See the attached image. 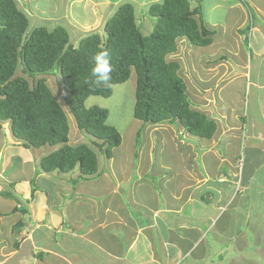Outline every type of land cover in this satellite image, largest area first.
Wrapping results in <instances>:
<instances>
[{
  "label": "crops",
  "instance_id": "crops-1",
  "mask_svg": "<svg viewBox=\"0 0 264 264\" xmlns=\"http://www.w3.org/2000/svg\"><path fill=\"white\" fill-rule=\"evenodd\" d=\"M32 1L27 2L29 6ZM75 1L82 7V18L72 11ZM118 1L62 0L60 6L64 9L59 14L53 6L40 10L45 20L59 19L54 25L63 22L75 28L76 38L80 32H97L93 30L95 24L97 28L104 27V19ZM151 2L154 0H146L145 4ZM246 6L241 0L228 3L230 9L240 10L235 25L238 32L242 30L239 33L242 37L246 35L250 53L243 49L237 35V43L232 45L240 51L242 62L227 64L216 57L211 61L218 63L219 73L222 71L216 77L211 76L215 83L213 90L221 91L228 86L233 91L247 88L250 97L240 106L245 112L238 109L233 120L221 122L219 117H226L223 111L229 106L225 105L227 102L224 104L215 91L206 94L214 103L207 112L196 105L206 104L195 94L197 102L190 99L191 105L216 122L211 138L193 136L182 126L172 124L181 135L175 136L178 139L170 138L176 157L154 154L150 146L145 154H134L135 178L130 179V170L123 166L115 183L99 178L104 173L101 170L89 178H81L76 169L68 173L46 172L62 174L77 183L73 195L57 186L54 200L48 198L47 188L33 185L29 178L22 184L16 181L18 186L11 187L14 182L5 177L3 169L0 171V264H208L213 256L225 257L223 264H243L248 249L264 260V212L253 206L264 198V0H251V7ZM79 26L86 27V31ZM189 95L193 97L191 92ZM9 133L8 127L0 134V162L6 148L2 139L22 146ZM164 138L157 137L155 141L164 147ZM151 144L148 140L144 143ZM242 144L246 145L239 173L235 164L239 156L243 157L239 152ZM219 146H229V152H218ZM112 159L109 158L110 163ZM225 168L227 171H223ZM78 178L91 180L89 187L80 189ZM199 205L202 208L196 209ZM249 222L252 225L248 227ZM246 264L255 261L251 259Z\"/></svg>",
  "mask_w": 264,
  "mask_h": 264
},
{
  "label": "trees",
  "instance_id": "trees-1",
  "mask_svg": "<svg viewBox=\"0 0 264 264\" xmlns=\"http://www.w3.org/2000/svg\"><path fill=\"white\" fill-rule=\"evenodd\" d=\"M190 2H151L146 13L154 19L155 28L144 35L134 4L128 0L106 18L103 35L80 32L71 39L62 25L29 28L25 5L20 8L19 0H0V134L2 122L7 121L24 148L50 146L52 151L39 162L44 172L76 169L81 178L93 177L100 171L99 164L94 147L86 142L103 147L110 158L122 138L106 122L107 109L95 105L86 109L85 98L110 96L111 86L125 82L134 71V118L180 125L193 136L211 138L215 120L191 105L180 61L168 58L176 52L180 38L195 48L213 42L214 30L205 25L199 4ZM105 48L113 66L110 86L97 85L90 78L93 57ZM48 74H55L61 98L86 142H69L68 114L48 86ZM139 136L137 132V145Z\"/></svg>",
  "mask_w": 264,
  "mask_h": 264
},
{
  "label": "rangeland",
  "instance_id": "rangeland-1",
  "mask_svg": "<svg viewBox=\"0 0 264 264\" xmlns=\"http://www.w3.org/2000/svg\"><path fill=\"white\" fill-rule=\"evenodd\" d=\"M29 1L30 0H19L20 3L19 7L21 5L22 6L25 5L26 11L28 13L30 20L29 28H32L34 25L53 28L55 25L63 24L69 29L68 30L66 28L70 34V38L72 39L75 37L74 35L75 28L71 29L70 26L65 25L63 22H59V24H55V25L53 24V22L57 23L59 21L58 18L50 17L49 19L46 20L42 18L44 17V15H42L43 11H41L43 8H49L53 6L54 10H56L58 14L61 11L63 12L64 8H61L60 6V2L62 0H33L31 2L32 5L34 3L33 9H32V5L31 6L28 5L27 2ZM126 1L128 0H119L117 3L120 4ZM130 1H132V3L134 4L136 20H137L136 22L138 26L140 27L144 35H148L155 28L154 19L151 18L146 13V9L150 3L145 4L146 0H142V1L130 0ZM154 1H158V0H154ZM190 1H191L190 2L191 5L199 4L201 16L205 25L214 30V33L212 34L214 41L210 46L195 48L192 47L185 39L180 38L177 41L178 46L176 52L172 55H169L168 58L171 57L180 61L181 64L180 74L181 76H183V78L187 83V89L189 91V94L191 92V94L193 95V97L191 95H188L189 98L192 99V103L197 102L195 101V94H196V96L199 99H202L203 102L206 104V105H201L202 103H196V105L198 107L204 108L205 111L207 110L208 112V109L210 108V106H213L214 103L212 102V97L207 98L208 96H206V94L207 95L209 93L214 94L215 91L216 95H218V97L221 100H223V103L225 104L227 102L225 105H229L226 106V108L223 111V114H225L226 117L224 119L222 117H219V120L221 122L223 121L226 122L227 120L228 121L233 120V114H236V111L238 109L240 110V112L243 113L244 108L243 106L242 107L240 106L242 102L244 104L245 101H248V97H250V95H248V90L245 87H244V91L243 90L233 91L234 88L231 89L230 86H228V89H223L221 91L213 90L215 83L214 80L212 81V77L214 74L215 77L220 75L222 71L219 73L218 63L213 64L211 63V61L213 57H216L217 59L219 58L220 60H222L221 62L223 63L225 62L227 64H233V61H236V64L242 62V58L239 57L240 51H237L234 48L235 46L233 47V45L237 43L236 36L240 35L239 33H242L241 29L238 32V29L236 28L237 26L235 25L236 23L235 19L239 15L240 10L237 8L230 9L228 7V3L234 0H196V1L190 0ZM244 1L241 0L243 6L244 3H247L246 8L251 7L250 6L251 0H246V2ZM111 2H113V0H111ZM117 5L111 11L110 16L113 14ZM72 6H73L72 11L73 13L76 14V17L82 18L84 14L81 5L77 4L75 1V3H73ZM250 10L255 16V19H257L258 18L257 14L253 11L252 8H250ZM86 17L89 18V16ZM65 18L68 20L67 16H65ZM104 20H106V18ZM46 21H50V24L46 23ZM62 21L65 20L63 19ZM79 28L80 30L86 31V27L83 28V26H79ZM93 30L100 32V34L102 35L104 34V32H101L102 30H104V28L103 27L97 28L96 24L94 25ZM239 41L242 44L243 49H246L247 53H250L248 41L241 35ZM220 56H223V58H220ZM249 59L250 57L248 56V62L250 64ZM239 71H241V69ZM45 78L48 86L51 88V90L56 95V97L60 100L63 108L66 110L68 114L69 142L75 143L76 141H82V140L86 142L87 139H85L81 134V132H79L78 129L76 128L74 120L70 115V113L68 112V109L61 98V94L59 93V84L55 74H48L46 75ZM135 81H136L135 73L134 71H132L130 77L125 82L113 84L111 86L112 92L110 96L105 97L100 95L99 96L89 95L85 98V101H87L92 106L95 105L98 107L106 108L108 111L106 122L110 125H113L121 134V138H122L121 143L112 149V157H113L112 163H110L109 158H107L106 155L104 154L103 147L102 149H100L98 145H94L91 144L90 142H86L92 147H94L93 149L97 156L99 170H101L102 172L104 171V173H101V175H99L98 177L106 181L107 179L111 180L113 183H115L116 182L115 179L119 177V170L123 169V166H125V169L130 170L129 178L130 179L135 178L134 170L137 164V159L136 157H134V154H139V155L145 154L147 151L146 149H148L150 146L153 147L152 152L154 154L158 152V153H163V156H165L166 158H169L170 155L172 158H175L176 154L173 151L174 147L172 145L173 143L170 138L173 137L174 139L175 136L181 137V135L176 132L177 128H175V126H173L168 122H163V124L160 125H150L147 123H143L142 121L133 117L132 111H133V103H134ZM253 114L255 115V113ZM236 120L237 121L239 120L238 116ZM1 125H2L1 132H4L5 129H8L9 127V124H7L6 122H2ZM171 128H174L175 130L174 129L172 130ZM137 132H139L140 135L138 145L135 143V137ZM9 135L10 136L12 135L11 131ZM157 137H160L161 139L165 137L163 140V142L165 143L164 147H162V145H158V143L155 141ZM177 137L175 138L178 139ZM14 139L18 143L21 141L19 139H16L15 137ZM147 140L150 141V144L152 140L153 145L152 144L144 145V143L147 142ZM1 142H3L6 145V148L3 155H1L0 171L4 169L3 174L5 175V177L7 179L10 178L12 179L11 182L14 183L11 185V187L18 186V184H15L16 181L22 184L24 179L29 178L33 180L34 182L32 183L33 185L35 184L37 186H42L47 188L49 191L48 198L51 200L52 199L54 200V196H56L55 194L58 190L57 186L59 187L61 186L63 192H66L68 189L71 193L69 195H73L72 189L73 187L76 186L77 183L75 184L74 182L68 179L69 177L66 178V176L62 174L52 175V174H46V172L43 173L42 170L39 168V162L41 157L52 151V148H50V146L44 145L39 148L31 147L26 149L22 146L12 144L9 141L5 142L4 139H2ZM245 145L246 144H242L241 146L242 148L241 147L239 148L240 154L243 153L242 154L243 159H244L243 150ZM220 151L222 154L224 152H229V146H225L224 148L219 146L218 152ZM197 161L202 166L205 165L203 161L202 162L199 160ZM152 168L153 165L150 166L148 170H151ZM223 171H227V168H225ZM153 179L157 181L156 177ZM78 180H79L78 184L80 186V189H86L89 187L90 184L89 182L91 180H81V178H78ZM128 183H126V185ZM19 187H21V185H19ZM243 194L244 192H242V195ZM238 196H240V194H238ZM260 200L258 201V203L253 204V206L256 209H258V211L264 212V198L262 202H260ZM60 202H62V199H60ZM260 206H263V208H261ZM195 208L198 209L202 207H200L199 205L198 207ZM243 213L244 211H242L240 214L241 222L244 221ZM251 225L252 223L249 222L248 227ZM261 227L262 226H260V228ZM256 244L257 243H255L254 240L253 246H255ZM245 253H246L245 255L248 258L243 257L242 259L243 264H246V262H250L251 259L255 261V264H264V260L261 259L260 255L256 251H252L251 249L250 250L248 249L245 251ZM225 261H226L225 257H221V259H219L218 257L213 256L212 258L210 257V260L207 262L208 264L210 263L223 264Z\"/></svg>",
  "mask_w": 264,
  "mask_h": 264
},
{
  "label": "clouds",
  "instance_id": "clouds-1",
  "mask_svg": "<svg viewBox=\"0 0 264 264\" xmlns=\"http://www.w3.org/2000/svg\"><path fill=\"white\" fill-rule=\"evenodd\" d=\"M193 6V5H192ZM93 66L91 67V79L97 85L110 86L112 80L113 66L111 63V54L105 48L97 53L93 57ZM92 105L85 101V108H90ZM238 172V171H237Z\"/></svg>",
  "mask_w": 264,
  "mask_h": 264
},
{
  "label": "built area",
  "instance_id": "built-area-1",
  "mask_svg": "<svg viewBox=\"0 0 264 264\" xmlns=\"http://www.w3.org/2000/svg\"><path fill=\"white\" fill-rule=\"evenodd\" d=\"M242 164H243V158H242V156L241 157H239L238 158V160H237V162H236V168H237V171L240 173V170H241V168H242ZM239 190V188L238 187H236V191H238Z\"/></svg>",
  "mask_w": 264,
  "mask_h": 264
},
{
  "label": "bare ground",
  "instance_id": "bare-ground-1",
  "mask_svg": "<svg viewBox=\"0 0 264 264\" xmlns=\"http://www.w3.org/2000/svg\"><path fill=\"white\" fill-rule=\"evenodd\" d=\"M238 180V179H237ZM239 188V187H238Z\"/></svg>",
  "mask_w": 264,
  "mask_h": 264
}]
</instances>
